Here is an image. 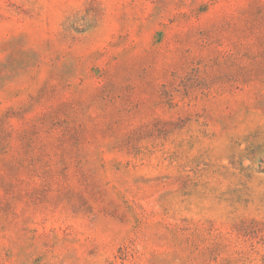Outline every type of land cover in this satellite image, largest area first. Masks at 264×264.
Segmentation results:
<instances>
[{
    "label": "rangeland",
    "instance_id": "obj_1",
    "mask_svg": "<svg viewBox=\"0 0 264 264\" xmlns=\"http://www.w3.org/2000/svg\"><path fill=\"white\" fill-rule=\"evenodd\" d=\"M0 264H264V0H0Z\"/></svg>",
    "mask_w": 264,
    "mask_h": 264
}]
</instances>
